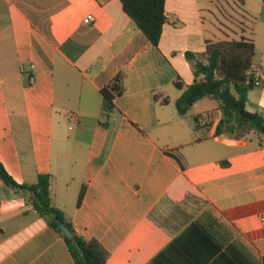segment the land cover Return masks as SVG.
<instances>
[{
  "label": "crops",
  "instance_id": "0c3cea01",
  "mask_svg": "<svg viewBox=\"0 0 264 264\" xmlns=\"http://www.w3.org/2000/svg\"><path fill=\"white\" fill-rule=\"evenodd\" d=\"M214 1L165 0L155 46L121 0H0V162L17 184L49 174L52 203L106 264H262L264 140L217 133L214 99L176 107L194 80L185 52L203 59L206 40L250 37L264 76V26L259 47ZM239 5L264 22V0ZM250 92L246 109L264 116V83ZM31 199L0 180V264H75Z\"/></svg>",
  "mask_w": 264,
  "mask_h": 264
},
{
  "label": "trees",
  "instance_id": "16d2710c",
  "mask_svg": "<svg viewBox=\"0 0 264 264\" xmlns=\"http://www.w3.org/2000/svg\"><path fill=\"white\" fill-rule=\"evenodd\" d=\"M239 2L242 3V0ZM164 3L165 0H121L124 12L155 46L159 43L162 26L166 20ZM254 54L253 39L244 37L206 40L204 53L201 54L203 59L193 52L186 51L185 56L193 66L194 80L183 89L176 100L179 114L186 113L196 101L204 97L211 98L218 101V108L222 112V118L216 128L217 133L225 132L238 138L253 131L264 140V116L245 107L247 93L254 87V74L251 70ZM174 83L178 88L184 87L179 79ZM100 92L104 108H111L114 97L123 92L122 76L117 74L113 82L103 86ZM174 157L181 164L180 158ZM0 180L6 186L30 192L33 207L39 215L49 216V228L64 239L75 264H106L107 250L98 241L87 240L78 235L63 212L52 203L49 174H39L36 183L31 185L17 184L0 162ZM83 193L84 186L79 191L76 205H80ZM57 219L70 229L71 236H66L60 230Z\"/></svg>",
  "mask_w": 264,
  "mask_h": 264
},
{
  "label": "rangeland",
  "instance_id": "374dc122",
  "mask_svg": "<svg viewBox=\"0 0 264 264\" xmlns=\"http://www.w3.org/2000/svg\"><path fill=\"white\" fill-rule=\"evenodd\" d=\"M212 7L213 9L218 10L220 12L221 14L220 22L223 26L225 27L227 26L229 28H235L238 33H240L241 30H246V29L250 30L252 28L253 37H256L257 44L260 47V42L263 39L262 26H264V22L262 23V19H258V20L254 19L251 21V19L248 18L245 15V13L240 9L239 0H217L213 2ZM253 60L256 64L259 62L260 60L259 52H257ZM248 92H250V97L252 101L253 98L257 97L258 95L256 93L255 86L252 89H250ZM211 102H215V101H211ZM248 105L255 107V104L248 103Z\"/></svg>",
  "mask_w": 264,
  "mask_h": 264
},
{
  "label": "built area",
  "instance_id": "2783aa9c",
  "mask_svg": "<svg viewBox=\"0 0 264 264\" xmlns=\"http://www.w3.org/2000/svg\"><path fill=\"white\" fill-rule=\"evenodd\" d=\"M91 20V15H86V17L83 19V21L85 23L89 22ZM28 80L31 83L33 80V76L29 75L28 76ZM264 83V76L263 75H258V76H254L253 80H252V85L255 87H259L262 86V84ZM203 119V118H202ZM202 119L200 121H202ZM263 221H264V217H263Z\"/></svg>",
  "mask_w": 264,
  "mask_h": 264
},
{
  "label": "water",
  "instance_id": "95a60500",
  "mask_svg": "<svg viewBox=\"0 0 264 264\" xmlns=\"http://www.w3.org/2000/svg\"><path fill=\"white\" fill-rule=\"evenodd\" d=\"M58 225L60 230L66 235V236H71V231L70 229L60 220L57 219Z\"/></svg>",
  "mask_w": 264,
  "mask_h": 264
}]
</instances>
